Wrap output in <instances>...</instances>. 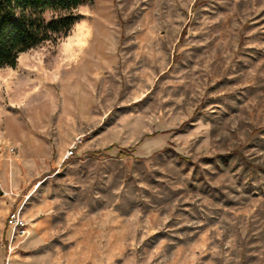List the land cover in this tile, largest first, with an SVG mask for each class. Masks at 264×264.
<instances>
[{
    "label": "rangeland",
    "instance_id": "obj_1",
    "mask_svg": "<svg viewBox=\"0 0 264 264\" xmlns=\"http://www.w3.org/2000/svg\"><path fill=\"white\" fill-rule=\"evenodd\" d=\"M76 14L0 69V264H264V0Z\"/></svg>",
    "mask_w": 264,
    "mask_h": 264
},
{
    "label": "trees",
    "instance_id": "obj_2",
    "mask_svg": "<svg viewBox=\"0 0 264 264\" xmlns=\"http://www.w3.org/2000/svg\"><path fill=\"white\" fill-rule=\"evenodd\" d=\"M85 1L0 0V69L15 68L23 53L55 35H67L80 19L76 12Z\"/></svg>",
    "mask_w": 264,
    "mask_h": 264
},
{
    "label": "built area",
    "instance_id": "obj_3",
    "mask_svg": "<svg viewBox=\"0 0 264 264\" xmlns=\"http://www.w3.org/2000/svg\"><path fill=\"white\" fill-rule=\"evenodd\" d=\"M73 155V151H70L69 156ZM8 225L17 233H25V225L19 216V213L12 212L8 217Z\"/></svg>",
    "mask_w": 264,
    "mask_h": 264
}]
</instances>
